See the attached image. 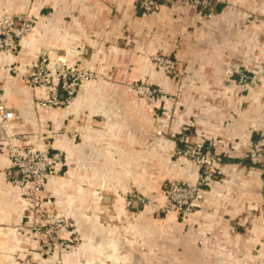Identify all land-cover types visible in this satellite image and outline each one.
<instances>
[{
    "label": "crops",
    "instance_id": "crops-1",
    "mask_svg": "<svg viewBox=\"0 0 264 264\" xmlns=\"http://www.w3.org/2000/svg\"><path fill=\"white\" fill-rule=\"evenodd\" d=\"M18 14L34 28L14 54L0 53V101L24 140L63 154L40 218L66 221L59 234L68 246L31 234L0 142V264L263 263L264 160L248 154L264 126V0H218L211 19L182 4L148 15L138 0H0V18ZM41 54L93 75L65 107L41 108L44 93L27 84ZM157 54L176 61V77L151 61ZM239 71L260 84L244 88ZM139 84L166 99L148 104ZM183 129L216 156L219 172L186 220L161 212L166 184L199 178L176 154ZM131 191L149 204L127 208Z\"/></svg>",
    "mask_w": 264,
    "mask_h": 264
},
{
    "label": "built area",
    "instance_id": "built-area-1",
    "mask_svg": "<svg viewBox=\"0 0 264 264\" xmlns=\"http://www.w3.org/2000/svg\"><path fill=\"white\" fill-rule=\"evenodd\" d=\"M141 9L148 15L156 13L161 6L182 4L202 12L211 19L215 14L218 0H138ZM34 21L26 14L4 15L0 18V53L14 54L20 41L31 33ZM151 61L163 72L176 77L177 63L174 59L163 54L151 57ZM237 82L244 88L260 84V80L253 73L236 72ZM93 77L92 73L70 66H55L47 54H41L27 73V84L34 92H43L38 99L41 108L65 107L75 97L81 85ZM137 96L150 105L159 100H165L162 89L147 84L134 87ZM16 118L12 107L0 101V142L4 144L9 166L6 168V178L18 187L27 200V218L31 223V234L35 237H45L50 244H55L61 250L67 248V242L60 239L59 231L66 227L67 222L57 219L53 222L42 223L40 215L44 205L43 191L47 177L58 173L63 165V154L56 150L48 152L38 149L23 139V135L11 128ZM180 147L176 154L185 158L200 170L199 178L194 183L173 182L164 187L165 203L161 212L167 216L176 214L186 220L206 203L204 188L208 186L216 175L218 159L213 155L203 141H191L187 129L178 135ZM248 157L251 161L264 160V126L257 132L256 140L251 144ZM150 200L144 195L131 191L125 197L127 208L148 205ZM18 264H34L32 259H19ZM261 264H264L261 263Z\"/></svg>",
    "mask_w": 264,
    "mask_h": 264
}]
</instances>
